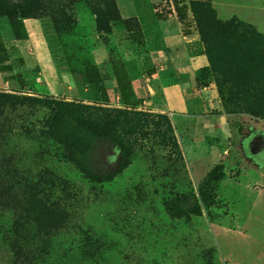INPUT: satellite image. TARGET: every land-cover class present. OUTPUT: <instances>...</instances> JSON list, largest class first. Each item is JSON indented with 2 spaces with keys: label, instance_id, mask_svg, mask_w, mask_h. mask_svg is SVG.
Wrapping results in <instances>:
<instances>
[{
  "label": "rangeland",
  "instance_id": "obj_1",
  "mask_svg": "<svg viewBox=\"0 0 264 264\" xmlns=\"http://www.w3.org/2000/svg\"><path fill=\"white\" fill-rule=\"evenodd\" d=\"M194 2L264 36V0H38L18 23L0 16V92L123 106L143 119L124 136L134 141L127 161L110 140L94 141L90 169L111 177L92 182L39 133L50 108L5 109L0 264H264V120L229 113L201 90L216 87L208 62L195 71L194 94H181L188 111L151 99L161 105L149 88L158 70L166 82L187 80L170 72L169 54L156 58L169 31L205 55ZM30 193L52 220L26 216Z\"/></svg>",
  "mask_w": 264,
  "mask_h": 264
},
{
  "label": "trees",
  "instance_id": "obj_2",
  "mask_svg": "<svg viewBox=\"0 0 264 264\" xmlns=\"http://www.w3.org/2000/svg\"><path fill=\"white\" fill-rule=\"evenodd\" d=\"M37 2L38 0H21L13 3L0 0V16L18 23L20 18L33 16L39 11ZM192 11L196 16L204 54L223 107L229 113L242 112L264 120V36L251 24L244 23L236 16L227 20L218 19L209 3L194 2ZM67 69L72 71L70 66ZM198 76L205 77L203 72ZM36 104L52 111L44 122L46 129H41L39 133L59 142L65 157L92 182L111 177L99 175L90 169V150L96 139H107L117 145L124 161L133 156L134 141L125 139L124 136L136 132L133 126L138 121H143L140 117L142 112L126 110L123 106L109 109L42 95L32 97L0 92V139L6 138L3 131L7 127V107L16 110L17 107ZM159 118L169 127L164 115H159ZM171 142V146L177 149L175 139H171ZM11 188L13 186L9 184L8 189ZM41 202L33 193L29 194L26 199L28 218L41 222L53 218V212H42Z\"/></svg>",
  "mask_w": 264,
  "mask_h": 264
},
{
  "label": "crops",
  "instance_id": "obj_3",
  "mask_svg": "<svg viewBox=\"0 0 264 264\" xmlns=\"http://www.w3.org/2000/svg\"><path fill=\"white\" fill-rule=\"evenodd\" d=\"M164 42L166 44V48L168 49V51L167 53H160V56L156 58H158L159 60L162 59L163 57L167 58L169 54V58L172 62V67L168 69L173 70L170 72H174L176 74L184 73L187 76V80L184 83V87H181L179 83L174 84V82H170V81L166 82L164 76L161 75L164 69L162 68L158 70L155 78L153 79L151 86H149V84L148 86L149 88L150 87L152 88L151 91H154V90L158 91L159 93L158 98L157 97L156 98L158 100H161L160 101L161 105L156 103L155 97L150 94L151 99L154 100V103H155L154 105L156 108H165L163 110H167V108H171L174 106H180V107H183L182 110L188 111V109L192 108V105L186 101L187 99H185L184 97L182 98L181 94L182 96H189V95L194 94V92L191 91V88L195 84V71L200 66H204L207 64L208 62L207 58L205 55L194 56L190 51L188 43L184 41H178L175 39L174 31L168 32ZM175 45H179V48L174 47ZM98 54L101 58H103V52L101 51V49L98 51ZM110 87H112V85H110ZM159 89L161 92H159ZM201 90L204 91L206 95L210 96V99L213 102L215 101L219 105L218 93H217L215 86L211 85L208 87H203L201 88ZM176 94L180 100V103L173 104L171 102V96L176 95ZM184 102L185 103L187 102L189 104L184 105ZM217 113H218V116L221 115L220 108L217 109ZM220 117H223V116H220ZM205 122L208 124L207 128L209 130H212L213 128H215L214 126L216 123V119L214 118V116H212V119L210 120H207V121L205 120Z\"/></svg>",
  "mask_w": 264,
  "mask_h": 264
}]
</instances>
